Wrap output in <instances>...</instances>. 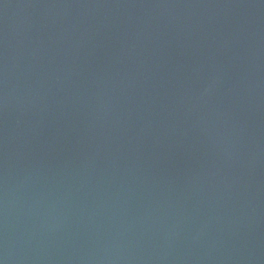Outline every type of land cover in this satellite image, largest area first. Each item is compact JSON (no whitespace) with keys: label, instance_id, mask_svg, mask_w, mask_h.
Masks as SVG:
<instances>
[{"label":"water","instance_id":"obj_1","mask_svg":"<svg viewBox=\"0 0 264 264\" xmlns=\"http://www.w3.org/2000/svg\"><path fill=\"white\" fill-rule=\"evenodd\" d=\"M0 264H264V0H0Z\"/></svg>","mask_w":264,"mask_h":264}]
</instances>
